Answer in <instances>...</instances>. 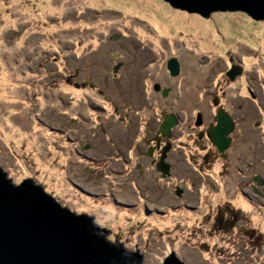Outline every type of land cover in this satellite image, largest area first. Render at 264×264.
<instances>
[{
  "label": "rangeland",
  "instance_id": "1",
  "mask_svg": "<svg viewBox=\"0 0 264 264\" xmlns=\"http://www.w3.org/2000/svg\"><path fill=\"white\" fill-rule=\"evenodd\" d=\"M161 88L199 94L171 102L184 117L166 173ZM217 96L239 117L222 154L192 139ZM0 168L93 215L142 264L172 251L185 264H264V19L168 0H0Z\"/></svg>",
  "mask_w": 264,
  "mask_h": 264
},
{
  "label": "water",
  "instance_id": "2",
  "mask_svg": "<svg viewBox=\"0 0 264 264\" xmlns=\"http://www.w3.org/2000/svg\"><path fill=\"white\" fill-rule=\"evenodd\" d=\"M168 1L201 14L238 8L254 18L264 19V0ZM166 66L171 75L179 73L176 56H169ZM236 68L239 66L232 64L227 71L231 77ZM177 122L175 113H168L160 131L170 137ZM234 125L227 110L219 108L215 112V124L208 131L219 151L228 147ZM168 148L167 144L156 162L163 173L169 169L165 153ZM254 179L262 181L258 175ZM109 231L97 226L93 215L77 213L62 205L30 177L14 184L0 168V264H142L141 253L107 239L104 235ZM161 264L185 263L172 251Z\"/></svg>",
  "mask_w": 264,
  "mask_h": 264
},
{
  "label": "crops",
  "instance_id": "3",
  "mask_svg": "<svg viewBox=\"0 0 264 264\" xmlns=\"http://www.w3.org/2000/svg\"><path fill=\"white\" fill-rule=\"evenodd\" d=\"M144 91V93L146 92L145 90H143ZM182 94H184V96H183V98H180V96H182ZM199 96V94H198V91H193V90H181V91H178V89L177 90H168V92L164 95V93L162 92V90H161V92H160V94H159V96H160V99H162V102H165V99L166 100H168V103H167V109L165 110V108L163 109L162 108V112H163V115H164V117H165V114L168 112V111H171V110H173V107L171 106V102L173 101L174 103V105L176 106V107H182V106H185V107H192V106H196V104H198L199 103V101L196 99V96ZM145 97H146V95H145ZM163 98H165V99H163ZM162 102L160 103L161 105H162ZM136 104H138V103H136ZM143 104H148V103H144L143 102V100H142V103H140L139 105H137L136 107L138 108H140L141 106H143ZM169 109V110H168ZM257 110L259 111V108L257 107ZM180 111V110H179ZM230 113H232L233 115H236V112H232V111H230V110H228ZM180 113H183V112H178V114L180 115ZM181 116V118L183 119V115H180ZM236 116H238V115H236ZM186 117H188V118H190L189 116H186ZM185 117V118H186ZM192 117V116H191ZM212 116L209 114H207V113H204V112H202V113H200L197 117H195V118H198V119H210ZM258 117V116H257ZM193 118V117H192ZM138 127H139V125H138ZM137 130H138V128H137ZM136 135H137V133H136ZM118 149H120V148H118Z\"/></svg>",
  "mask_w": 264,
  "mask_h": 264
},
{
  "label": "bare ground",
  "instance_id": "4",
  "mask_svg": "<svg viewBox=\"0 0 264 264\" xmlns=\"http://www.w3.org/2000/svg\"><path fill=\"white\" fill-rule=\"evenodd\" d=\"M236 69H238V68H236ZM169 89H170V88H169ZM161 90H162V92H163L164 94H166V93L168 92V90H166V91L164 92V89H162V88H161ZM218 100H219V97L217 96V100H216V102L214 101V103H213V101H212V105L215 106V108L212 109V111H211V116H212V117H211L210 119H198V120H197V121H199V123H200V124H198L199 127H200V129H201V125H202V124H205V123L207 124V126H206V128H205L204 130H198V131L201 132V134H202V135L199 136V138H201V139H198V140L201 141V140H203V138H208V139H210V141L214 144V147L216 148V150H218V149H217L215 143L212 141L208 129H209V126H210V125H214V124H215V112H216L219 108H224V109L226 110L225 107L219 105L220 101H218ZM210 104H211V103H210ZM210 106H211V105H210ZM231 106H234V104L231 103ZM211 107H212V106H211ZM227 111H228V109H227ZM170 112H173V111H168V112L165 114V117H166V116L168 115V113H170ZM228 112H229V111H228ZM174 113H175V115H176V117H177V119H178V122H177V123H179V125L183 126V124H182V123H183V119L181 118V116H180L177 112H174ZM229 113H230V112H229ZM230 114H232V113H230ZM236 115H238V112H236ZM236 115H233V114H232V116H233V118H234V122H235L234 129L237 127V125H238V121H237V119H239V117L236 116ZM186 118H188V117H186ZM164 119H165V118H164ZM205 120H206V121H205ZM179 125H177V126H179ZM174 129H176V127H175V128L172 127V129H171V136H170V137H169V136H166L163 132L160 131V135H162L161 138H164V137H163V135H164L167 139H172V137H174V133H173ZM234 129H233L232 131H234ZM232 131H231V133H230V141H229V145H228V147L230 146V143L233 141V137L235 136V133L232 134ZM180 134H182V133H180ZM180 134H178V135H179L178 137H181ZM231 135H232V137H231ZM185 137H187V136H185ZM192 139H194V142L198 143V140H196V138L192 137ZM182 141H183V140H180V142H182ZM157 142H158V144H159V147H162V149H163L167 144L169 145V148L172 147V142H171V141H170L169 143H168V142L165 143L164 141L158 140ZM228 147H227V148H228ZM169 148H168V149H169ZM168 149H166V150H168ZM218 151H219V150H218ZM222 151H223V150H222ZM222 151H219V152L222 154Z\"/></svg>",
  "mask_w": 264,
  "mask_h": 264
},
{
  "label": "flooded vegetation",
  "instance_id": "5",
  "mask_svg": "<svg viewBox=\"0 0 264 264\" xmlns=\"http://www.w3.org/2000/svg\"><path fill=\"white\" fill-rule=\"evenodd\" d=\"M216 100H217V99H216ZM213 101H214V100H213ZM215 102H216V101H215ZM175 130H176V129H174V131H173L174 134H175ZM200 135H202V134H201V132L198 131V132H197V137L195 136L196 140L199 139V136H200ZM178 136H179V135H178ZM163 137H164V141H165V143H167V142L169 143V142L172 140V139H167L164 135H163ZM234 137H235V136H234Z\"/></svg>",
  "mask_w": 264,
  "mask_h": 264
}]
</instances>
